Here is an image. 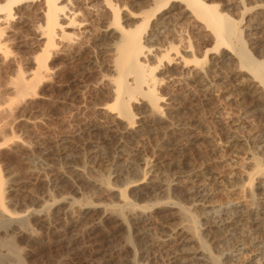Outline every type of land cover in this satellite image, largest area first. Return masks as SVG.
I'll list each match as a JSON object with an SVG mask.
<instances>
[{
  "label": "rangeland",
  "instance_id": "374dc122",
  "mask_svg": "<svg viewBox=\"0 0 264 264\" xmlns=\"http://www.w3.org/2000/svg\"><path fill=\"white\" fill-rule=\"evenodd\" d=\"M39 1L15 4L9 24L0 25L1 39L7 47L6 53L0 52V177L6 189L5 206L15 216L37 211L29 218L32 238L16 236L10 229L6 235L0 232L2 241L12 238L17 248L11 259L3 258V264H170L169 260L180 254L184 235L179 218L165 203L189 206L193 194L187 191L209 196L195 206L198 215L202 210L206 213L199 215L202 233L211 230L212 221L224 214L229 217L233 211L255 212L264 199V178L255 179L254 193L238 184L253 172L252 156L264 155V116L251 111L254 96L241 92L248 76L238 64L232 62L223 72L215 65L224 50L204 59V53L214 48L211 39L204 37L208 28L183 12L184 6L178 3H168L158 11L156 5L164 0H112L121 10L122 25L129 28L139 22L128 16L156 9L152 26L144 32L153 39L147 46L183 39L197 60L210 64L207 75L216 86L210 96H204L200 82L189 75L164 86L166 112L173 109L176 118L159 126L156 135L142 132L130 139L93 113L95 105L108 99L94 85L97 70L107 74L104 43L95 42L104 28L105 16L89 0H74L71 5L79 16L77 20L87 24L89 52L75 55L74 61L59 60L63 64L59 73L55 71L57 58H50L47 67L51 79L36 88L40 98L16 97L13 88L17 73L32 71L31 60L41 51L35 33L42 25ZM202 1L239 22L247 50L257 61H264V14L257 12L264 7V0H244L243 8L237 0ZM69 32L77 33L76 27ZM164 133L168 135L166 141L174 146L170 150L164 146ZM233 137L238 140L232 142ZM261 161L264 167V156ZM145 162L151 179L162 185L174 184L177 192L172 199L161 193L155 200L153 195H146V184L137 183L140 174L130 169L139 170ZM77 169L82 170L83 177L73 173ZM100 177L110 179L114 188L132 187L128 198L134 203H157L158 208L146 214L148 221L135 226L128 220L127 226H122L105 214L106 208L119 205V201L115 192L100 188ZM67 198L76 200L77 205L67 208ZM85 201L93 207L85 209ZM51 204L50 214L45 215L43 207ZM47 219L48 224H44ZM241 222L232 238L211 244L212 253L225 264H263L264 236L248 241L249 224ZM130 223L133 230H129ZM128 235L131 246L119 258L117 251L125 246Z\"/></svg>",
  "mask_w": 264,
  "mask_h": 264
},
{
  "label": "bare ground",
  "instance_id": "6f19581e",
  "mask_svg": "<svg viewBox=\"0 0 264 264\" xmlns=\"http://www.w3.org/2000/svg\"><path fill=\"white\" fill-rule=\"evenodd\" d=\"M22 1L27 0L0 1V25L3 26L9 24L7 21H9L11 16L12 7ZM73 1L74 0L39 1L41 4L39 7H41L40 15L42 25L37 28L35 33H37V45L41 51L38 57L31 60L33 65L32 71L26 75H20V73L19 75L18 73L16 75L17 81L16 84H14L13 90L17 93L16 97L18 96L19 99L21 98L24 100L40 98L36 88L40 85V83L42 84V82L51 79V72L47 67V61L50 58H57V61L55 62V71L59 73L61 66L63 65H61L62 62L59 60L63 58L72 60L75 55L78 56L79 54L86 53L87 51L89 52V45L87 43L89 31L86 28L87 24L84 21L77 20V17L79 16L71 7ZM89 1L100 7L102 17L105 16L104 28L95 36V42L101 43V45L104 43L102 52L106 56V61L103 66L107 74H102L100 70H97L96 76L94 75V85L95 87H98L96 89H98L101 93L106 94L108 99L107 103L95 105L93 113L100 117V119L108 120L123 137L132 139L142 134V132H148L151 135H156L160 129L159 126L163 125L165 122L171 121V118H176L177 112L173 109L166 112L167 102L162 96V88L164 86H168V84H172L181 76L189 75L197 79L201 84V92L204 93V96H210L216 86H214L208 78L207 71L210 64L207 65L205 60L207 57H213L215 54L214 52L216 51L217 53L220 50H224L225 52L221 55V59H219L215 65L218 68L221 67L223 72L224 69L229 67L232 62H236L238 64L239 69H241V71L248 76L246 84H244L241 88V92L247 91L254 96L256 102L252 106L253 110L251 111L264 116V61H257L247 50L245 44L246 42H244L242 37V28L239 24H237L239 22L236 23L234 20L228 18V16L218 12L216 6L206 5L202 0H164L165 2H160L161 4L163 3L162 5L158 3L160 5H156L157 8L155 7L158 11H160L162 7H165L168 3H178L179 5L184 6L182 9L183 12L188 13L198 23L209 29V31L206 29L207 33L204 37L211 39V42L214 44V48H212V52H210V50L209 52L206 51V53H204L205 60L203 61L197 60L193 56L191 48L187 46L185 41L181 38L176 42H168V40H165V43L155 44L153 47L147 46V43L151 42L153 39L152 35L145 36L144 32L149 25H151V19H153L152 17L157 11L155 8L154 12L153 10H148L136 16L131 14H129L131 16L127 15L128 17H131V19L136 20V22H139V25L129 28L122 25L120 19L121 10L113 4L112 0ZM146 2L153 3V0H146ZM243 2L244 0H237L236 4L241 5ZM257 12L260 15L264 14V7L260 6L257 9ZM75 27L77 29V33H70L69 30L72 28L75 29ZM1 36L2 34L0 32V52H5L7 47L3 43ZM98 127H102V125L100 124ZM164 134L165 136L163 135V137L166 138L164 139V146L167 150H170V148L174 146H172V143L170 145L168 141H166L169 140L167 139L168 135L167 133ZM230 140L232 142H236L238 139L233 137ZM263 156L264 155H262L261 158H263ZM261 158L252 156L251 160L254 163V170L253 172L251 171L252 173L248 174L247 178L243 180L242 183L240 181L241 185L238 184L243 190L248 189L254 193L255 179L264 178V167L262 165ZM131 168L132 170L130 168L129 169L133 172V174H140V179L137 183L141 182V184H146L148 191L146 195H153L155 200H157L155 195L161 193H164L163 196L165 195L166 198L170 200L177 192V189L173 188L174 184L171 183L168 185H162L159 181L156 182L154 178L151 179L152 177L149 176L151 171L150 168H148L147 162H145L143 167L139 170L133 167ZM73 173L77 177H83V172L80 169L74 170ZM101 177L104 176L101 175ZM101 177L100 179H102ZM108 178L99 180L101 182L98 184L100 185V188L106 191L115 192L119 205L117 204L106 208L108 213L105 214L109 215L110 219L111 217L117 219L122 226H127L128 220H130L131 223L134 221L135 226L148 221L146 214L151 210H155V206L158 208L159 205L157 203H155L157 204L155 205L154 203L148 204L146 202L141 205V202L144 201L139 202L141 203L140 205L134 203L133 200L131 201L130 198H128V190L132 187H126L124 189L123 187H119V189L116 186L115 188L118 189H115L112 187L113 185ZM96 181L98 182V180ZM4 186L5 185H3L0 177V232L5 233L6 235L7 230L10 229L13 230V233L16 236L20 237L26 235L32 238L33 231L29 228V218L31 215L33 216V214L36 215L37 211L34 210L36 211L34 213V211L29 210L31 213L27 211L28 213L25 215L22 214V216H15L14 214L8 212L5 206L4 197L6 196V189ZM187 193L193 194L192 196L190 195L192 198V203H190L192 205L189 204V206L185 207L176 202L172 203L167 201L165 203L168 208L174 210L175 216L179 218L181 222L179 229L184 235V237H182V246L179 251L180 254H178V256L174 255L169 260L170 264H225L221 261V257L218 258L217 255L215 256L212 253L211 244L215 243V241L221 243L225 241L227 237L233 236V234L236 233V228L238 229L239 227V222L241 221L248 222L249 224L248 227L250 232L249 235L246 236V238H249L248 241L251 242L255 238L264 236V223H261L264 222V199L256 206L254 213H242L240 210L233 211L232 215L229 217L224 214L225 217L222 215L212 221L213 228H211V230L202 233L203 227L199 224V215L203 214V210L198 215L199 211H196L195 206H197V203H202L204 200H207V197L209 198V196L207 194H202V192L194 194L193 192L189 193L187 191ZM76 202V200L69 198L64 200L67 208L77 205ZM87 202L85 201L84 203V206H87L85 209H88L91 206L93 207V205H89L91 202ZM162 205L165 206L164 204ZM52 206V204L50 206L46 205L43 207V210L42 208L40 210H42L46 215L50 212ZM205 214L206 213L203 215ZM45 223L48 224V219L47 222H44V224ZM131 223L129 224L131 225L129 230H133V224ZM242 225L243 224H241V226ZM35 235L36 233L34 236ZM146 235L148 237L151 236L148 234ZM2 239L4 238L2 237ZM2 239H0V241H2ZM5 239L6 240L0 242L1 264H3L1 261L5 260L3 258H10L12 252H15L17 249L15 248L16 246L14 245L15 243H13L14 240H12V238L8 239L7 237ZM228 239L230 238H227V240ZM124 243L125 246L117 251V257L119 258H121L124 249L131 246L130 244L132 242L130 240V236L129 238L126 237ZM262 250L263 249H261V251ZM18 254L20 256V253ZM225 260H227V258H225ZM261 261L263 260L261 259Z\"/></svg>",
  "mask_w": 264,
  "mask_h": 264
}]
</instances>
